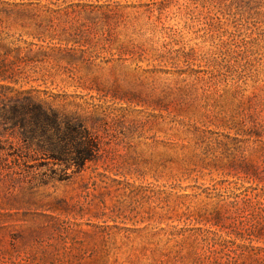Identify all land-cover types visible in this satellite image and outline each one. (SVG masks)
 I'll list each match as a JSON object with an SVG mask.
<instances>
[{
  "label": "rangeland",
  "instance_id": "1",
  "mask_svg": "<svg viewBox=\"0 0 264 264\" xmlns=\"http://www.w3.org/2000/svg\"><path fill=\"white\" fill-rule=\"evenodd\" d=\"M2 65L99 152L0 119V264H264V0H0Z\"/></svg>",
  "mask_w": 264,
  "mask_h": 264
},
{
  "label": "trees",
  "instance_id": "2",
  "mask_svg": "<svg viewBox=\"0 0 264 264\" xmlns=\"http://www.w3.org/2000/svg\"><path fill=\"white\" fill-rule=\"evenodd\" d=\"M3 68L0 82L9 79ZM0 89V119L11 120L22 128V140L34 153L32 160L52 162L61 171H81L96 160L97 141L81 119L62 113L31 91L13 90L2 84Z\"/></svg>",
  "mask_w": 264,
  "mask_h": 264
}]
</instances>
